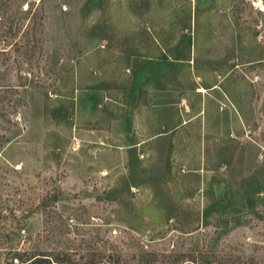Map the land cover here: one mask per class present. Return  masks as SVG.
<instances>
[{
    "label": "rangeland",
    "instance_id": "rangeland-1",
    "mask_svg": "<svg viewBox=\"0 0 264 264\" xmlns=\"http://www.w3.org/2000/svg\"><path fill=\"white\" fill-rule=\"evenodd\" d=\"M42 6L38 63L0 73L11 239H84L129 264L142 246L209 243L264 264V0Z\"/></svg>",
    "mask_w": 264,
    "mask_h": 264
},
{
    "label": "trees",
    "instance_id": "trees-1",
    "mask_svg": "<svg viewBox=\"0 0 264 264\" xmlns=\"http://www.w3.org/2000/svg\"><path fill=\"white\" fill-rule=\"evenodd\" d=\"M17 2L18 0H3L0 3V73L3 78L14 62L19 72L24 65L35 66L43 47L42 0H25L23 6ZM1 96L0 94V98ZM57 194H44L39 198L37 207L55 206ZM4 223L5 219L0 220L1 228L3 226L0 229L1 243L10 245L4 252L7 257L5 264H129L114 247L108 248L84 239L79 240L82 244L78 243L73 248L64 244L46 245L39 237H34L33 242H30L32 236L28 233L22 235L23 230L19 232L18 239H11L9 234L15 231H12V226L6 228ZM240 261L239 256L220 252L209 243L185 252L173 243L170 246L163 244L161 247L142 246L133 264H239Z\"/></svg>",
    "mask_w": 264,
    "mask_h": 264
}]
</instances>
